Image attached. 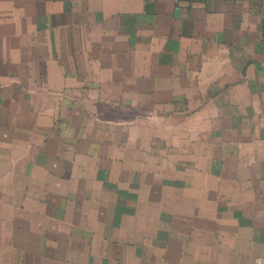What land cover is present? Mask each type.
<instances>
[{"label":"crops","instance_id":"obj_1","mask_svg":"<svg viewBox=\"0 0 264 264\" xmlns=\"http://www.w3.org/2000/svg\"><path fill=\"white\" fill-rule=\"evenodd\" d=\"M159 95L206 101L222 135L165 167L144 151L154 136L31 123ZM263 255L264 0H0V264Z\"/></svg>","mask_w":264,"mask_h":264},{"label":"rangeland","instance_id":"obj_2","mask_svg":"<svg viewBox=\"0 0 264 264\" xmlns=\"http://www.w3.org/2000/svg\"><path fill=\"white\" fill-rule=\"evenodd\" d=\"M160 83H163L160 93H164L166 91L165 82L160 81ZM93 99L97 100L95 97ZM193 99L194 97L159 95L152 97L150 102L149 97H127V105H118L114 102L111 105L107 104L108 102L89 103V107L93 111L88 113L77 111L41 112L39 117H31V120H34L31 123L34 125L45 124L49 127L54 118L55 120L70 118V120L78 122L94 121L92 126L77 129L78 133L90 136L110 137L111 139L135 134L145 137L154 136L155 139L147 140V149L144 151L150 153L154 161L156 159L161 161V158L164 157L165 167H172V163L177 161L173 160L176 153L192 151L193 142L198 141L199 138H206L214 131L215 135H222L218 125L225 123L224 119L219 120L216 118L215 112H208L210 107L207 106L206 101L199 102L197 98L195 103ZM226 113L228 114V112ZM209 123L214 124V127H210ZM31 128L34 129H25V132L22 129L16 130V135L21 137L33 135L36 128ZM165 136L171 137L167 143L162 139ZM13 181L12 184H21L23 178L15 176ZM13 194L14 196L19 195L17 192H13Z\"/></svg>","mask_w":264,"mask_h":264},{"label":"built area","instance_id":"obj_3","mask_svg":"<svg viewBox=\"0 0 264 264\" xmlns=\"http://www.w3.org/2000/svg\"><path fill=\"white\" fill-rule=\"evenodd\" d=\"M258 264H264V255L259 257Z\"/></svg>","mask_w":264,"mask_h":264}]
</instances>
